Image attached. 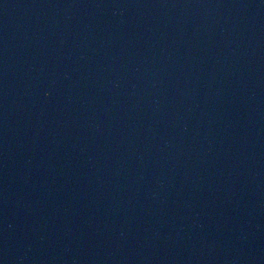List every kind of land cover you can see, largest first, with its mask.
<instances>
[{
	"label": "water",
	"instance_id": "obj_1",
	"mask_svg": "<svg viewBox=\"0 0 264 264\" xmlns=\"http://www.w3.org/2000/svg\"><path fill=\"white\" fill-rule=\"evenodd\" d=\"M0 264H264V0H0Z\"/></svg>",
	"mask_w": 264,
	"mask_h": 264
}]
</instances>
